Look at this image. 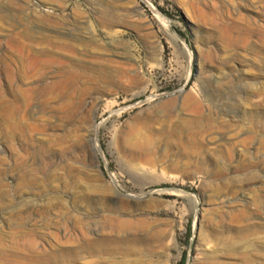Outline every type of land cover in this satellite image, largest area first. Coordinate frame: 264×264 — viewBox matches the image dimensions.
I'll use <instances>...</instances> for the list:
<instances>
[{"label":"rangeland","instance_id":"374dc122","mask_svg":"<svg viewBox=\"0 0 264 264\" xmlns=\"http://www.w3.org/2000/svg\"><path fill=\"white\" fill-rule=\"evenodd\" d=\"M141 257L264 264V0H0V264Z\"/></svg>","mask_w":264,"mask_h":264},{"label":"bare ground","instance_id":"6f19581e","mask_svg":"<svg viewBox=\"0 0 264 264\" xmlns=\"http://www.w3.org/2000/svg\"><path fill=\"white\" fill-rule=\"evenodd\" d=\"M113 66V65H112ZM72 69H70V71H68L67 73H65L64 75H65V78H64V80L62 81V82H60V84H61V87H62V89L64 90V92H68V91H70V88L73 86V84L76 82L75 80H77V78L78 77H76L77 75H76V72L73 70V71H71ZM85 75V74H84ZM80 76V75H79ZM77 85V84H76ZM44 128H46V127H44ZM147 147V146H146ZM97 149H98V151L100 150L98 147H97ZM126 224V223H125ZM125 224H124V226H125ZM153 241H155V242H161V244L163 245V246H165L164 245V243H165V238L164 237H161L160 235H154V237H153V239H152ZM90 243V242H89ZM96 243V245L97 244H101L99 241L98 242H95ZM94 242H93V244H95ZM103 244V243H102ZM101 244V245H102ZM103 245H105V244H103ZM107 246V245H106ZM106 247H104V249H105ZM108 248V247H107ZM142 249V248H141ZM140 249V247L138 246V244L137 243H132V245H129V247H127V251L130 253V254H136L137 256H141L142 254H143V252H145L144 251V249L143 250H141ZM108 250V249H107ZM112 250V249H111ZM117 251V250H116ZM113 252H114V250H113ZM152 252H154V251H152ZM138 257V258H139ZM142 258L143 257H141L139 260H137V262H136V264H143V260H142Z\"/></svg>","mask_w":264,"mask_h":264},{"label":"trees","instance_id":"16d2710c","mask_svg":"<svg viewBox=\"0 0 264 264\" xmlns=\"http://www.w3.org/2000/svg\"><path fill=\"white\" fill-rule=\"evenodd\" d=\"M163 14H165L164 12H162ZM166 16H168L167 14H165ZM180 264H186V257L182 260V262Z\"/></svg>","mask_w":264,"mask_h":264}]
</instances>
